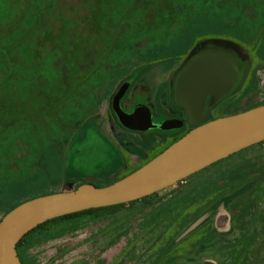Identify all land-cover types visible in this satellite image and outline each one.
I'll list each match as a JSON object with an SVG mask.
<instances>
[{
	"label": "rangeland",
	"instance_id": "obj_1",
	"mask_svg": "<svg viewBox=\"0 0 264 264\" xmlns=\"http://www.w3.org/2000/svg\"><path fill=\"white\" fill-rule=\"evenodd\" d=\"M203 55L238 77L201 119L264 103V0H0V220L27 199L108 185L169 146L194 125L176 81ZM123 87L125 112L182 126L125 127ZM20 251L26 264H264V143L115 215L53 221Z\"/></svg>",
	"mask_w": 264,
	"mask_h": 264
},
{
	"label": "water",
	"instance_id": "obj_2",
	"mask_svg": "<svg viewBox=\"0 0 264 264\" xmlns=\"http://www.w3.org/2000/svg\"><path fill=\"white\" fill-rule=\"evenodd\" d=\"M238 73L229 61L218 55H203L187 64L176 81V99L186 109L189 125L196 124L211 103L224 96L234 85ZM113 98L119 122L134 131L154 128L151 109L138 106L125 112L119 99ZM183 120L164 119L161 129L181 127ZM264 141V103L243 112L219 116L185 132L145 164L116 182L98 187L79 184L69 191H58L27 199L4 214L0 220V264H22L16 251L20 239L39 224L93 207H103L141 199L169 187L184 178L253 144ZM231 215L218 213L214 224L218 231L230 228ZM203 264H216L208 260Z\"/></svg>",
	"mask_w": 264,
	"mask_h": 264
},
{
	"label": "trees",
	"instance_id": "obj_3",
	"mask_svg": "<svg viewBox=\"0 0 264 264\" xmlns=\"http://www.w3.org/2000/svg\"><path fill=\"white\" fill-rule=\"evenodd\" d=\"M261 104H263V103H261ZM261 104H254V105H251L250 107H248V108H246V109H244V110H242V111H240V112H243V111H245V110H247V109H250V108H252V107H254V106H259V105H261ZM239 112V111H238ZM239 112V113H240ZM211 119H213V117H209V118H206V119H201L199 122H197L196 124H194L193 126H189V128H187V129H185L184 131H182V133L179 135V136H177L176 138H174L173 140H172V143L174 142V141H176L180 136H182L185 132H188L191 128H193V127H195L196 125H198V124H200V123H202V122H207V121H209V120H211ZM171 143V144H172ZM264 143V141H262V142H260V143H257V144H263ZM166 147V146H165ZM162 150V149H161ZM160 150V151H161ZM160 151H158V152H160ZM157 152V153H158ZM239 152V151H238ZM156 153V154H157ZM236 153V152H235ZM155 154V155H156ZM230 156V155H229ZM152 157H154V155L152 156ZM151 156H149V157H147L146 159H145V161L143 162V163H141L140 165H138V166H136L134 169H131L129 172H127L125 175H127L128 173H130L131 171H134V170H136L138 167H140L141 165H143V164H145L149 159H151L152 158ZM225 159V158H224ZM223 160V159H222ZM219 161V160H218ZM218 161H216L215 163H213V164H216ZM221 161V160H220ZM212 164V165H213ZM209 167V166H208ZM206 168V167H205ZM201 170V169H200ZM125 175H123L122 177H124ZM191 176V175H190ZM190 176H188V177H190ZM122 177H120V178H118V179H116V180H113V182L115 181H117V180H119V179H121ZM187 177V178H188ZM187 178L185 179V180H187ZM183 179V180H184ZM182 181V180H181ZM157 193V192H156ZM156 193H154V194H152V195H147V196H145V197H143V198H141V199H138V200H134V201H132V200H130V201H127V202H124V203H120V204H117V205H115V204H112V205H108V206H103V207H99V208H97V207H93V208H89V209H86V210H83V211H77V212H74V213H71V214H68V215H65V216H58V217H56V218H53V219H50V220H48V221H46V222H43V223H41V224H39L37 227H35L33 230H31L30 232H28V233H26L21 239H20V241L18 242V244H17V249H16V251H17V253H18V256H19V258H20V260H21V262H22V264H26V262H25V260H24V258L22 257V255H21V247H22V245H23V242L25 241V239H26V236H28L31 232H33L34 230H36V229H38V228H41V227H43V226H46L47 224H49V223H51V222H53V221H56V220H60V219H62V220H65V219H70V218H75V217H79V218H87V217H99V216H108V215H111V214H116L117 213V211L118 210H120V209H122V208H125L127 205H129V204H131V203H134V202H138V201H141V200H144L145 198H147V197H151V196H154ZM18 205V204H17ZM15 207V206H14ZM13 207V208H14ZM12 208V209H13Z\"/></svg>",
	"mask_w": 264,
	"mask_h": 264
},
{
	"label": "flooded vegetation",
	"instance_id": "obj_4",
	"mask_svg": "<svg viewBox=\"0 0 264 264\" xmlns=\"http://www.w3.org/2000/svg\"><path fill=\"white\" fill-rule=\"evenodd\" d=\"M154 113H155V111H153V112L151 113V116H152V122H153L154 120L157 121V119H159V118H158L159 116H158V115H155ZM153 123H154V122H153ZM154 124H156V123H154ZM156 125H157V127H158L160 124H159V125L156 124Z\"/></svg>",
	"mask_w": 264,
	"mask_h": 264
}]
</instances>
